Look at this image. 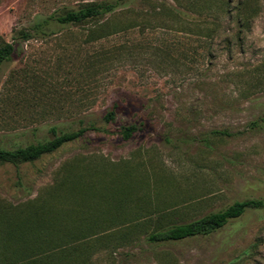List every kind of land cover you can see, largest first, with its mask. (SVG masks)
Masks as SVG:
<instances>
[{"label": "rangeland", "instance_id": "rangeland-1", "mask_svg": "<svg viewBox=\"0 0 264 264\" xmlns=\"http://www.w3.org/2000/svg\"><path fill=\"white\" fill-rule=\"evenodd\" d=\"M101 1L114 0H0V43ZM44 30L0 67V145L90 129L34 161H0V264H264L262 207L208 235L148 239L264 198V0H122L111 14ZM129 124L139 129L124 139ZM71 169L91 186L61 203ZM44 202L63 226L94 227L6 240Z\"/></svg>", "mask_w": 264, "mask_h": 264}, {"label": "trees", "instance_id": "trees-1", "mask_svg": "<svg viewBox=\"0 0 264 264\" xmlns=\"http://www.w3.org/2000/svg\"><path fill=\"white\" fill-rule=\"evenodd\" d=\"M121 1L122 0L87 3L77 9H70L61 14H52L47 20L38 22L31 27L14 29L12 41H3L0 43V67L5 62L11 61L16 55H19V45L22 41L29 40L36 33L44 32L45 24L49 26V24L53 22L59 24L83 23L89 19L115 12L116 9L119 8ZM116 113V108L111 109L106 113L105 119L107 121L115 119ZM89 129V127H80L73 131H60L55 126L52 128V137L45 140L28 143L26 145H18L11 149L0 145V161H34L47 153L59 149L67 142L84 139ZM138 129L137 124L123 126L121 130L122 137L124 139H130ZM70 171L72 173H68V177L67 175L65 176V182L60 186V190L65 191V193L58 196L60 199L59 202L61 203H68L71 197L77 196V193H82L86 189L89 190L91 186V183L85 180V174L83 172H74L75 169H71ZM77 203L78 202L74 201L73 205L76 206L78 205ZM45 204H47V202L42 204L43 208L41 212L36 211L29 213L28 217L24 219H15L14 222L10 224L9 230L6 231V233H8L6 240H40L43 239L46 234L53 237L51 239L54 240L73 239V237L77 238L79 235H84V233L87 232L86 230L91 231L92 226L94 227L93 224L88 228L80 227L74 229L63 226L62 217H65V215L58 210V206L45 207ZM75 206L72 207L76 209ZM260 207L264 208V198L237 200L223 209L209 212L196 219L173 223L158 228L150 233L148 239L152 241H166L181 240L198 235H208L225 226L230 220L240 217L248 208ZM60 209H62V207ZM63 209H65V213H67L66 211L71 208L67 205L65 208L63 207ZM94 224L97 223L95 222ZM99 226L100 225H95V227Z\"/></svg>", "mask_w": 264, "mask_h": 264}]
</instances>
